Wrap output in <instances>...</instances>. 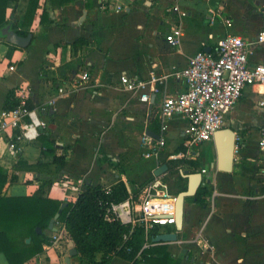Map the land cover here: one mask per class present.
<instances>
[{
	"label": "crops",
	"instance_id": "1",
	"mask_svg": "<svg viewBox=\"0 0 264 264\" xmlns=\"http://www.w3.org/2000/svg\"><path fill=\"white\" fill-rule=\"evenodd\" d=\"M28 5L29 0L6 3L0 29L9 25L27 30L32 37L28 46L19 47L0 33V111L14 106L15 92L23 87L46 126L22 140L0 130V167L7 175L1 194L29 196L42 180L50 179L43 190L49 198L63 201L61 211L87 185L109 187L121 179L137 196L138 210L148 181L164 182L177 168L178 193L187 186L182 172L192 173L190 161H195L196 171L206 169L198 189L206 204L187 197L182 228L160 227V232L176 231V239L165 242L167 250L179 264H264V176L260 172L264 156L258 148L264 112L258 105L259 87L245 86L226 115L225 126L235 131L231 173L211 167L216 160L213 140L191 148L196 155L187 156V121L179 115L163 118L160 111L166 95L185 89L184 81L170 76L172 69L184 67L199 51L215 54L225 34L240 35L248 42L249 65L261 60L256 37L264 28V0H74L58 7L38 0L32 21L24 26ZM210 9L219 13L214 23L207 17ZM43 10L48 15L41 21ZM225 18L230 19L229 25ZM178 26L182 36L172 47L167 37ZM78 38L87 42L73 44ZM123 74L138 79L153 74L160 78L159 91L150 92L148 102L141 101L138 93L122 89ZM163 125L165 145L152 152L142 137L147 134L156 140ZM41 129L51 135L64 165L42 153ZM18 161L39 163L40 169L14 171ZM163 164L167 169L156 176ZM13 173L15 180H11ZM58 217L55 231L48 225L43 230V250L24 264H65L70 243L75 244ZM151 242L147 240L145 246ZM101 260L100 252L92 260L77 254L71 263L102 264ZM0 264H9L1 252ZM106 264L130 262L113 257Z\"/></svg>",
	"mask_w": 264,
	"mask_h": 264
},
{
	"label": "built area",
	"instance_id": "2",
	"mask_svg": "<svg viewBox=\"0 0 264 264\" xmlns=\"http://www.w3.org/2000/svg\"><path fill=\"white\" fill-rule=\"evenodd\" d=\"M219 15L210 9L208 19L214 23ZM230 24V19L225 18ZM182 36V28L174 27L167 42L175 47ZM256 44L262 50L261 60L255 65L248 63V42L240 35L227 33L218 40L215 54L199 51L189 58L187 64L180 69H172L170 76L182 80L185 89L175 95H166L160 105L164 117L179 115L187 121L184 133L189 146L187 156L194 157L195 151L201 144L212 141L216 130L225 126L226 115L241 97L242 90L247 85H255L260 89L258 105L264 112V28L256 37ZM167 77V76H165ZM160 80L155 75L148 79L120 76L123 90L139 95L144 102L149 101L150 92H158L156 82ZM150 86L149 92L146 87ZM59 92H63L59 88ZM29 93L20 87L15 92L14 106L0 111V130L9 131L15 139H30L31 131L46 126L39 118L36 110L28 107ZM166 125L162 133L153 140L147 134L143 141L150 145L152 152L162 149L165 145ZM15 146L14 142L10 147ZM258 148L264 156V119L260 129ZM151 153L147 151L146 154ZM206 169H202L204 173ZM264 176V159L260 168ZM176 195L169 190L168 185L153 178L145 185L139 208L136 210L131 197L121 202H110L106 206L105 219H117L126 224H138L147 232L154 225L166 226L175 223ZM57 238L53 235V239ZM145 246V245H144Z\"/></svg>",
	"mask_w": 264,
	"mask_h": 264
},
{
	"label": "trees",
	"instance_id": "3",
	"mask_svg": "<svg viewBox=\"0 0 264 264\" xmlns=\"http://www.w3.org/2000/svg\"><path fill=\"white\" fill-rule=\"evenodd\" d=\"M8 0H0V26L4 25L5 8ZM54 6H63L74 0H48ZM38 0H29V5L24 17L23 25L32 21ZM47 12L43 10L41 21L46 20ZM14 30L20 35H27V30ZM84 39H77L73 44H85ZM10 108V106H5ZM28 107H33L28 102ZM39 138L42 142V153L53 155L54 161L60 166L64 165V156L58 155L55 142L51 135L41 129ZM22 163V164H21ZM193 165L195 172L198 165ZM39 163L35 165L23 164L18 161L13 169L28 170L40 169ZM16 175H11L15 180ZM7 181V175L0 167V252L4 254L9 264H24L27 260L43 250L42 244L46 240L44 229L49 221L58 213L63 201L49 198L45 195L44 186H50L51 180L41 181L34 194L29 196H5L1 194V188ZM186 188H181L185 190ZM205 192V190H203ZM131 197L133 203L138 202L137 196L132 194L123 180H118L109 187L99 185H87L81 190L74 201H66L60 211L58 220H63L64 233L71 239L78 250V254L86 256L89 260L100 252L102 264H106L113 257H120L130 264H179V260L167 250L166 243H153L144 246L147 240L160 232V227L154 225L147 232L143 226L122 223L117 219H105L106 206L110 202H121ZM191 199L199 204L206 202L201 192H196ZM36 228L41 232L37 233ZM171 229L169 226L166 230ZM29 238V242L26 239Z\"/></svg>",
	"mask_w": 264,
	"mask_h": 264
},
{
	"label": "water",
	"instance_id": "4",
	"mask_svg": "<svg viewBox=\"0 0 264 264\" xmlns=\"http://www.w3.org/2000/svg\"><path fill=\"white\" fill-rule=\"evenodd\" d=\"M0 33L5 36L7 42H10L19 47H26L31 41V33H27V35H20L14 29H11L9 25H6L0 29ZM148 133V132H147ZM213 142L216 151V160L212 163L211 167H216V169L220 171H224L226 173H231L234 166V148H235V131L229 127L224 126L218 130H216L213 134ZM167 169V165H161L154 174L156 176L160 175ZM182 175L187 177V186L185 190L179 191L176 194L175 199V223L174 228L176 231L182 228V219H183V210H184V202L187 197L194 196L198 191L200 185L202 184L203 175L201 172L196 171L192 173H188L186 171L182 172ZM58 213L55 214L54 218L49 221L48 227L53 231L56 228L53 226L55 218L58 217ZM37 233L41 232L40 228H36ZM176 231L172 232H159L155 236L152 237L153 243H165L169 241H173L176 239ZM29 238L26 239V242H29ZM78 254L77 248L70 243V248L68 251V255L65 256L64 262L65 264H72L71 258Z\"/></svg>",
	"mask_w": 264,
	"mask_h": 264
},
{
	"label": "rangeland",
	"instance_id": "5",
	"mask_svg": "<svg viewBox=\"0 0 264 264\" xmlns=\"http://www.w3.org/2000/svg\"><path fill=\"white\" fill-rule=\"evenodd\" d=\"M175 164H176L175 162L172 163V166H173V167H177ZM164 182H166V184L168 185L170 191L176 195V194H177V189H178V187L181 185L180 174H179V172H178V169L175 168V169L172 171L171 174H169L168 176H166V177L164 178ZM140 201H141V199H140ZM140 201H139V202H140ZM137 205H138V204H137ZM172 226H173V225H171V227H172Z\"/></svg>",
	"mask_w": 264,
	"mask_h": 264
}]
</instances>
